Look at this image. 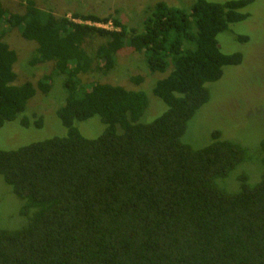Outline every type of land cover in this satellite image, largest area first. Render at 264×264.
I'll list each match as a JSON object with an SVG mask.
<instances>
[{
  "label": "trees",
  "instance_id": "16d2710c",
  "mask_svg": "<svg viewBox=\"0 0 264 264\" xmlns=\"http://www.w3.org/2000/svg\"><path fill=\"white\" fill-rule=\"evenodd\" d=\"M24 1L23 14L0 1V128L24 113L37 91L46 94L52 76L65 74L56 116L66 135L0 149V177L27 218L18 230H0V264H264V139L256 147L260 180L250 186L239 175L233 194L217 182L248 160L246 150L218 132L200 149L182 143L210 99L207 85L242 61L223 54L217 37L248 18L252 0H197L189 10L156 0L139 29L113 15L57 18ZM8 29L35 45L33 67L53 63L36 86L17 82L18 57L3 40ZM94 36L105 39L96 57L113 59L129 47L150 73L164 75L152 89L161 113L149 117L143 90L80 82L92 70L84 45ZM96 116L105 129L86 139L75 123ZM19 124L28 128L30 120ZM32 124L41 128L42 117Z\"/></svg>",
  "mask_w": 264,
  "mask_h": 264
},
{
  "label": "rangeland",
  "instance_id": "374dc122",
  "mask_svg": "<svg viewBox=\"0 0 264 264\" xmlns=\"http://www.w3.org/2000/svg\"><path fill=\"white\" fill-rule=\"evenodd\" d=\"M5 8L13 13H24V0H0ZM40 10L55 17L72 14L106 17L113 15L129 28H140L143 20L151 13L156 0H32ZM197 0H164L169 6L189 10ZM224 3L230 0H206ZM249 16L246 20L229 26L218 35L217 42L223 54H240L242 61L237 66L223 68L218 82L208 84L210 99L188 122L182 143L193 149H200L212 141V134L218 132L222 141L235 143L246 150L248 160L239 164L232 173L217 185L227 193L239 190L238 176L247 175L250 186H254L263 174V155L257 154L256 147L264 139V0H252L244 10ZM76 23H83L76 20ZM84 24H86L84 22ZM110 24V25H109ZM109 31L111 23L106 24ZM112 28V30H111ZM103 29V28H102ZM117 31V30H116ZM3 40L17 54L14 66L17 82H31L34 86L51 73L53 63L32 66L35 45L21 38L14 29L5 31ZM245 38V40H241ZM105 39L91 37L86 40L84 49L93 59L92 70L80 74L82 84H110L129 90H143L151 101L149 117H154L162 110L159 100L153 96L152 89L156 82L163 79L162 74H152L147 68L143 55L126 47L117 52L113 59L96 57L97 50ZM96 57V58H95ZM111 63L106 69L104 64ZM133 79L136 81L134 82ZM138 79H140L138 81ZM66 75L51 77L50 88L46 94L36 92L23 114L16 121L6 123L0 128V149L12 151L32 143L54 137H63L66 130L61 126L56 111L64 105L66 99ZM161 103V102H160ZM165 109V107H164ZM161 113V112H160ZM41 116L43 125L35 128L33 118ZM147 114L143 121H149ZM22 119L30 120L29 127L19 124ZM75 127L86 139L99 137L105 126L99 117L75 123ZM24 202L13 195L0 177V230L15 231L25 225L27 218L23 215Z\"/></svg>",
  "mask_w": 264,
  "mask_h": 264
},
{
  "label": "built area",
  "instance_id": "2783aa9c",
  "mask_svg": "<svg viewBox=\"0 0 264 264\" xmlns=\"http://www.w3.org/2000/svg\"><path fill=\"white\" fill-rule=\"evenodd\" d=\"M86 24H88V25H94L95 27H98V28H103V29H105V30H108L109 29V27H105L104 28V25L103 24H99V23H89V22H85ZM110 25V24H109ZM105 26H106V24H105ZM111 30H112V28H111Z\"/></svg>",
  "mask_w": 264,
  "mask_h": 264
}]
</instances>
